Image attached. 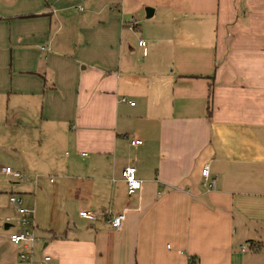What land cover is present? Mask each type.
<instances>
[{"label":"crops","instance_id":"0c3cea01","mask_svg":"<svg viewBox=\"0 0 264 264\" xmlns=\"http://www.w3.org/2000/svg\"><path fill=\"white\" fill-rule=\"evenodd\" d=\"M4 118L35 261L262 264L264 0H0Z\"/></svg>","mask_w":264,"mask_h":264},{"label":"built area","instance_id":"2783aa9c","mask_svg":"<svg viewBox=\"0 0 264 264\" xmlns=\"http://www.w3.org/2000/svg\"><path fill=\"white\" fill-rule=\"evenodd\" d=\"M136 22H131V28H136ZM138 45L143 47L144 42L139 41ZM41 50H45V48H41ZM122 101H125V99H122ZM129 105L133 106V102H128ZM131 145H140L142 144L141 140L133 139L130 141ZM84 155V154H83ZM2 173L11 179H14L16 181L21 182L23 180V176L15 171L10 170L9 168L5 167L1 169ZM122 179L126 185L127 194L129 196L137 193L140 191L141 188V181L137 179L136 177V168L134 166H126L122 173H121ZM201 176H202V186L206 189V191H214L216 188V179H211L209 176V167L208 165H205L204 168L201 170ZM8 202L13 206L14 209V215L13 218L16 221V224L22 228L21 232L18 233H10L7 236V239L9 243L19 246L20 251L18 253V260L20 262H24L27 264H45L47 261H49L48 256H43L40 260L35 261L33 259V252L32 247L35 243L36 239L34 236V224L32 220V213L33 209L24 207L21 204V201L18 197L9 195L8 196ZM78 216L81 219L94 221L96 220L97 214L90 210H83L78 212ZM124 214L120 213L111 217H108L106 219V223L109 225V227L114 231H120L122 228V223L124 221ZM4 224H9L11 222V218L5 217L3 219ZM241 251L244 252L245 250L249 249L252 251H257L259 249V246L257 244H251L250 246H241ZM25 250V252H23Z\"/></svg>","mask_w":264,"mask_h":264},{"label":"rangeland","instance_id":"374dc122","mask_svg":"<svg viewBox=\"0 0 264 264\" xmlns=\"http://www.w3.org/2000/svg\"><path fill=\"white\" fill-rule=\"evenodd\" d=\"M141 26L142 25H140L139 27L140 29ZM27 130L29 131L28 133L22 132V134L23 135L27 134V137L30 140L33 137L34 138L36 137V142L40 140L38 137L39 128L37 123L34 124L32 128H27ZM18 133H20V131L16 130L15 123L12 122L11 120L4 118L3 121L0 122V257H5L8 262L11 260H15V264L19 263L20 261L17 259L18 254H16L15 246L9 243L7 236L10 233L21 232L22 228H20L16 224L15 219L11 215V210L13 208L11 204L8 202V196L13 195L18 197L20 196V194H18L14 190L16 186V184L14 183V179L6 177L2 173L1 169L7 167L10 170L15 171L16 169L15 167L19 163L17 157L18 154L14 152V150L17 149V144L20 139ZM22 201L24 206L28 205L26 204L27 203L26 199ZM5 217L11 218V222H10L11 226L8 229H4L3 219ZM242 245L248 247L249 242H243ZM23 252H25V250H23ZM32 252H33V256H35L34 248L32 249ZM257 253L258 254L264 253V243L262 244V247L260 246L259 251ZM262 258H264V254L262 255ZM19 264H25V263L20 262ZM262 264H264V260L262 261Z\"/></svg>","mask_w":264,"mask_h":264},{"label":"water","instance_id":"95a60500","mask_svg":"<svg viewBox=\"0 0 264 264\" xmlns=\"http://www.w3.org/2000/svg\"><path fill=\"white\" fill-rule=\"evenodd\" d=\"M146 15H147V17H149L150 16V12L152 11V10H150L149 8H146Z\"/></svg>","mask_w":264,"mask_h":264},{"label":"trees","instance_id":"16d2710c","mask_svg":"<svg viewBox=\"0 0 264 264\" xmlns=\"http://www.w3.org/2000/svg\"><path fill=\"white\" fill-rule=\"evenodd\" d=\"M212 97V89L210 88V92H209V100H211Z\"/></svg>","mask_w":264,"mask_h":264}]
</instances>
